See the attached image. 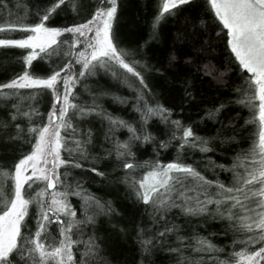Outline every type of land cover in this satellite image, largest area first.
Instances as JSON below:
<instances>
[{"label": "snow or ice", "instance_id": "1", "mask_svg": "<svg viewBox=\"0 0 264 264\" xmlns=\"http://www.w3.org/2000/svg\"><path fill=\"white\" fill-rule=\"evenodd\" d=\"M121 6L30 0L21 19L0 0V55L9 58L0 65V264H113V235L131 242L134 264H157L161 254L167 264H264V0H157L148 38L131 49L115 28ZM184 12L192 31L177 29L164 60L151 63L149 48L165 42L161 22ZM61 17L71 23L52 26ZM197 20L219 28L239 83L201 60ZM10 57L21 68L8 77ZM34 62L47 64L45 75ZM101 72L131 90L111 95L130 105L129 119L105 108L107 90L91 87ZM197 82L214 84L217 96H200ZM42 97H50L44 111ZM252 123L258 131L242 147ZM229 149H238L230 164L209 158L202 171L186 162ZM171 150L176 159L164 163ZM98 182L123 185L134 211L85 186ZM229 235L230 248L213 243Z\"/></svg>", "mask_w": 264, "mask_h": 264}, {"label": "trees", "instance_id": "2", "mask_svg": "<svg viewBox=\"0 0 264 264\" xmlns=\"http://www.w3.org/2000/svg\"><path fill=\"white\" fill-rule=\"evenodd\" d=\"M30 2V0H9V5L15 14L14 18H23L25 16V6ZM19 5L20 7L17 8L16 6ZM121 10L119 13V19L115 25L116 31L119 36V40L121 42V46L131 49L135 48L138 44H143V42L148 38L150 26L152 23V16L156 9L157 0H121ZM188 16L187 12L182 13L177 19H165L161 22L160 31L164 38L163 44H157L149 48L147 52V58L151 63H157L158 61L162 62L167 55L168 47L171 43L172 37L176 33L177 29H188L192 31L191 24L185 23L184 18ZM31 19V17H29ZM71 23L70 19L66 18H59L56 20L55 24L52 26H64L66 24ZM196 35L193 36V39L197 41L196 48L201 47V43L205 49L201 60L212 65L220 71L229 72L232 77V80L239 83L237 80V76L232 74V70L229 68V59L231 57L230 51L227 49L226 40L217 36V32H219V28H214L209 24V27H205L201 21H196ZM187 50V49H185ZM234 60V57H231ZM9 58H6L0 55V65L7 64ZM13 61L11 64L8 65V73L7 76L10 77L13 71H19L21 65L15 63V57H10ZM39 63L40 67L38 68L39 75H45L47 64L45 62H34ZM180 71H183V67H181ZM7 77L4 75H0V83L5 82ZM92 81L95 83L91 84V87L104 89L109 92V96L103 99V103L105 108L111 112L113 115L121 116L125 119H129L130 116L134 115L131 113L130 105H122L115 103L111 99V95H118L129 97L132 95L131 90L121 84H118L115 80L111 78L110 75H105L103 72L99 74V76H95L91 78ZM150 83H152L155 88L154 90L158 93H162V99L165 103L171 104L172 101L168 99L166 85L162 80L156 77L155 74H152L150 77ZM109 85H112L109 88ZM197 91L200 96H203L206 100H211L217 96L215 91V85L212 83L205 82L200 84L197 82ZM85 95H87L85 93ZM50 97H42L40 102L41 110L44 111L49 105L48 101ZM178 110V109H177ZM241 115L246 120H251V115L248 109H242ZM46 116V112H45ZM195 113H193V119H195ZM244 121L241 120V123ZM249 130L244 132L243 135L245 137V142L242 144V147H248L251 143V140L248 139L249 137L253 136L254 133L258 131V124L252 123L246 126ZM127 138V132L124 131L121 139ZM28 146H25L27 150ZM238 151V149H229L225 152H216V153H209L207 157L202 156L201 153L196 152L194 156L188 159L186 162L192 163L193 160L200 161V170H204L205 164H207L209 158L214 160L216 163H231V158L234 155V152ZM9 155H12L9 152ZM67 155V153H65ZM152 156V149L151 146L147 147V152L141 154L142 159H151ZM160 159L164 162H170L176 159V153L174 150L169 152L162 153ZM110 170V169H109ZM208 178H214L211 172L207 173ZM228 174H221V178L223 179ZM99 180V178H97ZM3 181V177H0V182ZM89 188V191L94 193L97 196L104 197L105 199H114L115 205L118 209L124 211L126 214H130L134 209L132 208L129 201L124 199L125 188L123 185H120L118 188H111L109 189L105 185L100 184L99 182L96 184H89L85 185ZM73 203H77L76 198H71ZM2 206V203H0ZM30 211L32 213L35 212V206H30ZM218 226L212 227L209 229L211 231H217ZM208 233H202V235H207ZM213 243H215L218 247L223 246H231V235L225 238L223 236H218L213 239ZM239 250V248H237ZM110 258L112 259L113 264H134L135 260V250L131 242L125 243L118 236L113 235L112 241L110 244ZM221 259L226 258L224 255L220 256ZM157 264H167V258L161 254L157 258Z\"/></svg>", "mask_w": 264, "mask_h": 264}]
</instances>
